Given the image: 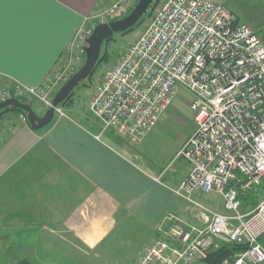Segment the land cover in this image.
<instances>
[{"label": "built area", "instance_id": "built-area-1", "mask_svg": "<svg viewBox=\"0 0 264 264\" xmlns=\"http://www.w3.org/2000/svg\"><path fill=\"white\" fill-rule=\"evenodd\" d=\"M116 10L110 9L113 16ZM89 25L87 21L77 31L39 85L0 71V101L24 97L51 107L57 86L86 60L88 38L96 27ZM180 87L193 94L196 128L177 154L190 170L173 191L198 209V221L166 215L158 235L133 264H201L211 251L227 245L242 246L233 264L264 263L262 37L219 0H165L97 83L89 109L105 129L138 144ZM55 114L66 116L60 105ZM21 118L28 119L25 113ZM198 193L219 194L225 211L199 201ZM249 193L255 199L246 202Z\"/></svg>", "mask_w": 264, "mask_h": 264}, {"label": "crops", "instance_id": "crops-1", "mask_svg": "<svg viewBox=\"0 0 264 264\" xmlns=\"http://www.w3.org/2000/svg\"><path fill=\"white\" fill-rule=\"evenodd\" d=\"M113 2L0 0V71L39 85L89 17ZM95 89L85 105L75 93L62 106L66 116L55 114L40 129L21 111L0 116V225L14 226V249L25 255L17 260L65 264L57 255L84 256L83 249L97 250L111 238L143 237L137 233L144 231L153 239L170 213L198 221L192 205L173 191L187 177L189 162L170 174L130 158L119 135L91 113Z\"/></svg>", "mask_w": 264, "mask_h": 264}, {"label": "rangeland", "instance_id": "rangeland-1", "mask_svg": "<svg viewBox=\"0 0 264 264\" xmlns=\"http://www.w3.org/2000/svg\"><path fill=\"white\" fill-rule=\"evenodd\" d=\"M137 1L138 0H114L113 3L103 4L92 16L89 17V26H97L100 23L112 21L115 16L122 15L130 8L132 10ZM219 1L224 3L233 12L237 19L248 22L252 25L260 34L264 42V0ZM164 2L165 0H161L152 12H150V7L135 29L128 32H116L109 41L104 42L101 55L104 54V57L106 56L107 58L103 61L100 60L93 75L82 81L74 90V93L77 94V101L80 105H85V103H87V98L89 97L92 88L95 87L103 78L104 74L118 62L125 49L140 37ZM112 7L118 8V10L114 11L116 13L115 16H113V11H110ZM75 55L78 57L80 55V50L76 49ZM80 68L81 66H76V72L80 70ZM61 86H57V88H60ZM21 98L24 101L31 102L39 114H44L46 112L47 107L39 100L37 101L36 99L30 98V100H27V98ZM192 100L193 94L188 89L180 87L179 93L174 98L171 105L161 115L156 125L141 143L135 144L125 137L118 136L117 138L122 142L124 150L130 154V158L145 168L149 169L150 167L154 168L157 166L159 169L165 168L167 171L169 170L170 174L176 169H180L181 165L184 167L185 164H187V160L184 157L176 156V153L178 150H181L182 145L193 134L196 128L195 112L190 106ZM86 110L89 112L87 107ZM177 178L178 176H176L175 179ZM195 198L214 210L225 211L223 198L217 193H198L195 195ZM191 210V213L194 216L198 214V209L192 207ZM1 226L2 238H0V264H34L30 260H27L26 257H21L17 260L20 256L25 255L22 252L21 254L17 253L19 251L18 248L14 249V241L18 240L14 237V226H7L4 223H2L0 227ZM138 233L137 235L143 234V237L123 236L111 238V240H108L109 245L106 246L108 243L107 241L97 250L87 251V249H83L84 256L83 254L57 255V260L61 258V260H64L65 264H129L134 259L138 260L137 258L140 256V252H142L147 245L154 240V238L147 237L148 235L147 233L145 234L144 231H140V234ZM21 241L20 244L24 242L23 238ZM141 249L142 251H140ZM79 256L85 258L87 261H85V259H82L81 261Z\"/></svg>", "mask_w": 264, "mask_h": 264}, {"label": "water", "instance_id": "water-1", "mask_svg": "<svg viewBox=\"0 0 264 264\" xmlns=\"http://www.w3.org/2000/svg\"><path fill=\"white\" fill-rule=\"evenodd\" d=\"M155 0H138L135 7L124 17L109 22L98 24L88 38L86 60L80 70L75 72L56 92L53 104L46 109L44 114H39L29 101L18 98H9L0 101V110L11 107L24 111L34 129H40L49 125L55 117V108L64 102L71 93L87 79L95 70L102 52L104 42L116 32H124L134 27L147 13Z\"/></svg>", "mask_w": 264, "mask_h": 264}, {"label": "trees", "instance_id": "trees-1", "mask_svg": "<svg viewBox=\"0 0 264 264\" xmlns=\"http://www.w3.org/2000/svg\"><path fill=\"white\" fill-rule=\"evenodd\" d=\"M161 2V0H155V2L151 5V11L152 12L157 6L158 4ZM150 9V8H149ZM131 11V8L128 9L125 13H123L122 15L120 16H116L113 18V20L115 19H118V18H122L124 17L125 15H127L129 12ZM149 12V13H150ZM144 17V16H143ZM142 17V18H143ZM142 21V19L132 28L128 29L127 31H124V32H128V31H131L133 29L136 28V26ZM112 38V37H111ZM111 38L107 39L106 41H109ZM105 41V42H106ZM107 57L105 56L104 57V54L101 55V58L100 60L103 61L104 59H106ZM99 60V62H100ZM98 62V63H99ZM98 65V64H97ZM97 67V66H96ZM96 69V68H95ZM95 71V70H94ZM93 71V73H94ZM93 73L88 77L90 78ZM74 91L71 93V95L64 101L62 102L60 105L63 106V105H67L70 101L73 100V97H74ZM10 110H16V111H21V112H24L20 109H16V108H11V107H7V108H4L2 110H0V116L3 115L4 113H6L7 111H10ZM25 113V112H24ZM255 199V196L252 194V193H249L245 198H244V201H248L250 202V200H254ZM242 249V246H236V245H227V246H224L220 249H217V250H213L209 253L208 257L205 258L201 264H222L224 261L228 260L229 264H233V262L235 261V256L237 254L238 251H240Z\"/></svg>", "mask_w": 264, "mask_h": 264}]
</instances>
